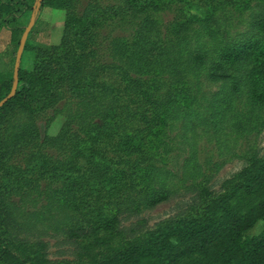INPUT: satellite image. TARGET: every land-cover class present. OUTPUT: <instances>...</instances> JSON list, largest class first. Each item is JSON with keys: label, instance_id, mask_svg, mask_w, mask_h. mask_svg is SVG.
Wrapping results in <instances>:
<instances>
[{"label": "trees", "instance_id": "16d2710c", "mask_svg": "<svg viewBox=\"0 0 264 264\" xmlns=\"http://www.w3.org/2000/svg\"><path fill=\"white\" fill-rule=\"evenodd\" d=\"M97 1L39 0L23 53L30 50L43 7L64 9L65 18L57 45L32 46L29 69L20 62L16 91L0 107V264H264V225L247 235L258 221L264 224V155L258 151L217 191L197 186L185 210L153 226L139 218L128 227L119 223L122 212L126 218L138 214L136 202L152 205L166 196L167 171L146 161L156 126L182 118L184 129L196 123L217 127L246 89L254 103L264 102V2L255 3L259 9L249 29L227 38L210 9L252 0ZM34 2L0 0V29L10 32L12 55ZM172 6L180 13L164 22L160 12ZM110 25L123 32L111 35L110 28L103 34ZM160 47L162 60L172 65L183 59L190 73L220 82L217 90L203 95L181 80L165 81L162 60L151 57ZM13 65L0 54V100L11 91ZM101 68L120 83L108 84ZM66 82L72 114L62 136L38 140V120L46 131L60 113ZM104 94L110 99L105 106ZM16 110L26 122L7 140L6 123ZM48 145L54 151L45 153L50 164L43 167L46 159L36 152ZM142 167L147 174L139 172ZM33 175L40 181L28 178ZM146 176H158V190L148 189ZM39 193L78 210L74 224L61 228L73 245L72 259H52L46 242L19 236L25 226L15 214L21 197Z\"/></svg>", "mask_w": 264, "mask_h": 264}, {"label": "rangeland", "instance_id": "374dc122", "mask_svg": "<svg viewBox=\"0 0 264 264\" xmlns=\"http://www.w3.org/2000/svg\"><path fill=\"white\" fill-rule=\"evenodd\" d=\"M256 2H264V0H252L246 5L237 7L224 6L216 10H211L213 18H217L220 26L218 29L227 37L231 38L237 33L249 29V22L252 13L258 9ZM97 3L119 5L124 4L125 0H98ZM35 2L32 4V11ZM39 6V3H36ZM30 12L29 16L31 15ZM264 11V10H263ZM37 14V9L35 10ZM178 7L172 6L166 8L162 15L163 21H168L176 14H179ZM65 18V10L50 6H45L39 13V19L36 23L30 38V50L23 53L21 67L25 69L31 68L34 45H57L60 42ZM30 18L24 20L26 26ZM193 24H197V21ZM103 34L111 30V35L121 34L118 26H105ZM115 28V31H114ZM162 43L165 44L164 39ZM192 43L190 45L192 46ZM195 43V42H194ZM193 43V44H194ZM10 32L6 28L0 29V54L11 66L14 56L11 53ZM124 51L128 50L124 48ZM163 48L155 50L152 58L160 57ZM110 59V58H109ZM163 57H160L162 60ZM105 60V59H104ZM111 60V59H110ZM176 64V65H175ZM159 74L164 80L176 82L181 80L184 87L191 85L192 88L201 90L203 95L211 93L219 87L218 81L210 82L202 74L190 73L185 68L183 59L176 62H166L162 60L159 65ZM250 66L247 68L249 69ZM101 78L105 79L108 84H119L115 80L112 71H105L103 68ZM162 70V71H161ZM168 81V82H169ZM187 85V86H186ZM70 84L66 82L63 87V97L59 101L58 108L60 113L44 130V121L39 119L38 125L40 137H55L61 134L62 127L68 122L69 115L72 114V99L69 97ZM233 100L234 109L225 119L217 126L211 123L205 125L196 123L191 127L183 128V119L180 118L172 126L164 121L156 126L151 136L150 149L151 156L146 160L152 166L167 171L166 178L163 180L164 193L166 196L152 205H146L142 201L136 202L134 206L138 209V214L125 217L126 213H120V225L128 227L135 222L136 218L143 220V226H153L158 221L175 215L185 210L190 203L191 197L196 193L197 186L203 183L214 190H218L220 183L231 174L241 169L247 163V157L254 151L264 155V102L254 103L249 97L247 89L238 94ZM100 102L105 106L110 103L107 95L100 97ZM235 113V115H233ZM26 120L19 110H16L8 117L6 123L5 137L7 140L19 131L21 124ZM237 124L239 127H237ZM53 144V143H52ZM51 145V144H50ZM48 150V151H47ZM54 148L45 146L40 154L46 162L43 167L50 164L45 153L53 152ZM19 160V159H18ZM139 172L147 174L145 168H140ZM140 175V174H139ZM158 176H146L147 187L149 190H158ZM37 183L40 178L37 175L28 177ZM150 185V186H149ZM35 186L31 190H34ZM20 196L18 191L13 192V198ZM58 196V195H57ZM17 219L24 225L21 226L19 236L26 238L30 242L43 241L47 243L48 256L52 259L73 258V245L68 242L64 231L70 224L73 225L72 217L79 214L78 210L73 208L64 209L60 201L52 197L46 198L44 193H39L37 197H21V203L15 210ZM27 225H30L28 228ZM263 222L258 221L248 232L247 235L259 233L263 228Z\"/></svg>", "mask_w": 264, "mask_h": 264}, {"label": "water", "instance_id": "95a60500", "mask_svg": "<svg viewBox=\"0 0 264 264\" xmlns=\"http://www.w3.org/2000/svg\"><path fill=\"white\" fill-rule=\"evenodd\" d=\"M36 3H39V0H36L34 6H33V11L30 15V20L28 25L26 26V28L24 29L22 36L20 38L16 53H15V60H14V65H13V82H12V87H11V91L10 93L5 96L3 99L0 100V107L10 98L14 95L15 91H16V87H17V83H18V72H19V68H20V62H21V56L23 53V49H24V44L26 41V38L29 34L30 29L32 28V26L34 25L35 22V10L38 8L36 6Z\"/></svg>", "mask_w": 264, "mask_h": 264}]
</instances>
